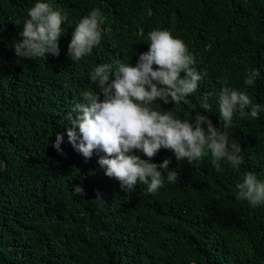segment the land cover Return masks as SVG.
<instances>
[{"label":"trees","instance_id":"obj_1","mask_svg":"<svg viewBox=\"0 0 264 264\" xmlns=\"http://www.w3.org/2000/svg\"><path fill=\"white\" fill-rule=\"evenodd\" d=\"M33 2L0 0V264H264V205L233 191L245 171L264 179V113L234 117L227 129L245 157L239 172L226 164L217 171L210 155L196 164L166 148L151 158L138 153L157 163L170 159L178 172L155 193L143 183L122 189L96 154L86 159L73 148L66 132L81 92L96 90L89 70L133 62L154 28L180 37L203 74L189 103L163 104L165 110L192 118L190 104L210 93L212 112L198 110L223 127L218 93L225 84L245 90L250 67L261 76L247 91L264 103V0H55L68 14L60 54L17 60L11 41L21 38L17 23ZM93 7L107 24L114 15L123 23L128 17L132 37L127 27L105 29L100 44L74 62L67 54L72 32ZM60 131L62 153L52 145Z\"/></svg>","mask_w":264,"mask_h":264},{"label":"clouds","instance_id":"obj_2","mask_svg":"<svg viewBox=\"0 0 264 264\" xmlns=\"http://www.w3.org/2000/svg\"><path fill=\"white\" fill-rule=\"evenodd\" d=\"M67 22L68 14L55 0H34L23 22L17 23L21 38L11 41L17 60L59 55L60 37L65 33L62 26ZM112 27H127L132 37L133 23L128 17L123 23L114 15L107 24L102 9L93 7L76 22L67 54L74 62L81 60L100 44L102 31ZM147 40L148 49L137 53L131 62L134 65L116 59L89 70L88 79L96 90L82 91L83 101L67 113L68 142L86 159L96 154L104 174L118 180L125 191L143 183L146 192L155 193L165 183L176 181L178 172L169 169L170 159L157 163L138 154L151 158L161 148L171 150L178 160L186 158L196 164L210 155L217 171L226 164L239 172L245 157L241 145L230 142L227 129L234 117L258 118L264 113V103L255 102L247 91L256 85L260 69H247L245 90L227 84L221 87L216 106L223 127L218 128L210 115L198 110L212 112L210 93L204 94L199 105L190 104L192 118H181L162 107L170 102L189 103V94L197 91L203 74L195 67V54L169 29L154 28L148 31ZM55 136L52 145L62 153L65 133L56 132ZM74 191L80 194L84 189L75 185ZM233 191L238 200L264 205V179L250 171L241 174Z\"/></svg>","mask_w":264,"mask_h":264}]
</instances>
